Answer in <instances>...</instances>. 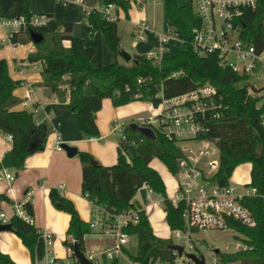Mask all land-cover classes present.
I'll return each instance as SVG.
<instances>
[{
    "label": "trees",
    "instance_id": "obj_1",
    "mask_svg": "<svg viewBox=\"0 0 264 264\" xmlns=\"http://www.w3.org/2000/svg\"><path fill=\"white\" fill-rule=\"evenodd\" d=\"M100 1L119 4L127 15L131 8L130 0ZM163 1L166 21L184 43L159 62L136 54L137 62L130 65L119 61L93 65L92 59L97 50L88 46L85 38L73 34V22L57 21L53 14H40L49 17L48 24L28 26L15 33L12 43L31 42L34 33L43 36L40 42L35 43L36 51L29 55V60L43 62L41 85L51 87L60 101L69 97L70 108L77 113L78 127L85 138L101 135L96 115L103 106L104 98L109 97L115 106H121L134 100H149L161 87L167 96H173L207 82L219 85L227 109L219 119L210 123L209 136L217 138L220 151V165L215 179L220 184H227L238 165L252 163L249 185L254 186L259 195L244 198V204L254 216V225L227 218L229 227L241 235L236 237L249 247L235 252L219 251L218 264H264V197L260 196L264 194V99L253 97L245 78V85H241L242 76L222 66L215 54L200 55L193 49V28L199 26L201 20L192 3L181 5L176 0ZM30 5L31 0H0V19L24 16L30 20L34 15ZM85 15L92 26V33H103L111 51L118 54L121 45L118 21H107L97 11ZM240 26L241 37L258 51H264V0H259L256 8L245 10ZM139 78H143L144 82H139ZM20 85L21 80L11 77L8 61L0 58V133L12 135L13 140L12 148L0 161V170L13 168L18 172L31 153L44 148L49 134L47 123H38L33 111L17 108L21 100L14 91ZM137 93H142V96L135 98ZM126 132L137 134L138 130L130 126ZM131 147L136 150L133 155L129 153ZM78 155L83 165V194L92 204L103 205L117 213L130 208L139 210V221L127 228L131 235L138 238L136 253L129 254L131 260L137 264H172L175 258L173 239L160 237L154 232L146 210L140 209L135 196L144 183L149 184L163 197L162 204L170 228H186L182 216L183 202L174 204L167 196L161 174L151 166L152 160L159 158L175 174L178 159L182 156L180 147L157 133L154 139L141 135L136 145L120 142L118 161L111 166L98 161L94 163L96 159L89 152L78 151ZM50 198L58 209L70 214L67 234L75 237L76 243L85 251L84 238L92 233L89 222L81 218L73 201L58 188H51ZM9 200L7 194L0 193V211L2 203ZM25 209L34 217L31 203L25 204ZM10 223L29 249L32 261L42 259L44 242L34 223L17 215L10 217ZM74 244L68 238L65 240L67 247L74 249ZM70 257L72 264H76L74 254ZM0 264H15L1 248ZM114 264H118V260L115 259Z\"/></svg>",
    "mask_w": 264,
    "mask_h": 264
},
{
    "label": "built area",
    "instance_id": "obj_2",
    "mask_svg": "<svg viewBox=\"0 0 264 264\" xmlns=\"http://www.w3.org/2000/svg\"><path fill=\"white\" fill-rule=\"evenodd\" d=\"M141 5L144 0H135ZM61 5L79 4L85 8L88 15L92 11L99 12L107 21L115 22L121 18V6L114 2H101L93 6L85 5V0H57ZM259 0H192L195 13L201 20V24L193 28V49L200 55L215 54L220 64L232 69L242 76L241 85H249L253 97L264 99V51L257 48L245 38L241 37L243 14L246 9H254ZM49 22L46 15H33L30 20L24 16L17 18L1 19V27L7 30L5 40L11 41L15 33L26 29L28 26H44ZM133 35L138 41H146L152 35L157 42V49L148 51L146 57L159 62L169 51L170 44L182 46L184 41L170 28L165 33H158L155 27L145 20H135ZM26 65V63H20ZM245 78V81H244ZM144 82L143 78L138 79ZM21 85L26 87V92L21 105L28 106L35 101V89L29 80H21ZM142 93H137L135 98H140ZM154 107V112L148 116L138 117L132 123L140 127H147L157 133L163 134L169 140L174 141L181 149L182 156L178 159V169L174 176L177 178V193L173 200L174 204L183 202L182 216L185 220V229H175L174 234L181 239L180 245L183 252L174 249L175 258L172 264H186L191 262L189 253L199 257L203 256L201 250L204 243L196 240L193 235L201 229H228L227 218H235L244 224L254 225L255 219L248 207L244 204L246 196H256L257 189L249 184L238 186L230 181L220 184L215 175L220 165V151L217 138L209 136L210 123L219 119L227 105L220 86L207 82L186 92L167 96L161 87L149 97ZM34 117L37 118L38 108H35ZM264 123V114H263ZM123 122H113V131L120 134V142H129L136 145L139 138H133L136 134L122 129ZM138 134L143 135L140 131ZM10 139L12 135L7 134ZM133 136V137H132ZM119 142V143H120ZM62 138L57 132L55 147L62 150ZM14 174L8 169L0 170V180H13ZM64 184L60 185V189ZM140 189L147 190V205L162 204L163 197L154 191L147 183ZM139 189V190H140ZM264 197L263 195H260ZM30 203L27 197L21 202L13 204L14 213L33 223L31 216L25 209V204ZM92 204V202H91ZM141 206V205H140ZM140 209H144L142 206ZM2 224L9 223L10 217L4 211L0 212ZM139 221V210L130 208L123 212H114L103 205L92 204V217L89 225L92 232L113 240L111 246L105 249L99 247L86 248L85 256L93 263L104 259L105 264H114V260L124 254L129 246L132 235L127 231L130 225ZM38 233L44 242V256L36 259L33 264H72L63 263L51 253L54 234L46 229H39ZM72 243L77 239L69 237ZM240 249H246L247 244L239 243ZM70 254L74 249L68 247ZM215 258V257H214ZM218 264L217 258H215ZM75 263L81 264L75 257Z\"/></svg>",
    "mask_w": 264,
    "mask_h": 264
},
{
    "label": "crops",
    "instance_id": "obj_3",
    "mask_svg": "<svg viewBox=\"0 0 264 264\" xmlns=\"http://www.w3.org/2000/svg\"><path fill=\"white\" fill-rule=\"evenodd\" d=\"M50 1L52 0H31V12L34 15L53 14L57 21L73 22V34L77 37L85 38L86 44L88 46L94 47L97 50L96 55L92 59L93 65H98L101 62L104 64L114 61L120 62L117 56L119 53L117 54L111 52L106 44H104L106 43L105 35L101 32L92 33V26L87 21L85 9L82 5L70 4L81 8L79 17H73L69 13H63L59 8L50 5ZM89 1L90 6H93L100 0ZM36 2L39 4H36ZM131 3L132 7L129 9L128 14L133 12L135 15L134 20H139V12L144 2L139 5L131 0ZM121 8L123 9V7ZM125 13L127 14L126 11ZM152 25L156 29L155 24ZM168 29L169 25H167V30ZM6 33L7 30L1 27L0 19V58H4L8 61L9 73L13 79H27L33 84L35 89V101L26 107H23L20 103L17 108H25L30 111H34L35 108H38L37 118L40 120V122L47 123L49 134L47 136V141L44 148L37 152L31 153L26 158L24 167L22 169L16 172L15 169L8 168L15 176L13 180H0V193L7 194L10 199L9 201H4L2 203L1 211H4L8 217H11L14 213L13 204L15 202H21L29 197L30 203L34 207V225L39 229H46L54 234L53 244L50 248L51 253L63 263H72L73 259L70 257L68 247L65 245V240L67 238L69 239L70 237L67 234V231L71 216L68 212L58 209L53 204L50 198V190L53 187L58 188L64 196L73 201L81 218L84 221L89 222L92 217V204L91 201H89V199H87V197L83 194V165L78 155V151L91 153L99 163L105 166L116 164L119 156L120 136L119 133L113 131V122L118 120L117 118L120 117L125 120L130 119L127 116L130 112L128 107L130 106L131 102L125 105L115 106L111 98H104L103 106L96 115V122L101 135L99 137L85 138L78 127L77 113L70 108L69 97H67L65 101H60L51 87L41 85V82L43 81L41 74L43 62H32L29 60V55L36 51L35 43L33 41L28 42L27 45L32 44L31 49H29L27 53H22L19 55L16 51L19 49V47L25 46L26 43L14 44L11 41L5 40L4 38ZM4 43H8V45H10L11 48L16 52V56L13 55L14 58L12 56V61L11 58L7 56ZM98 44L100 46L99 60L95 59L99 53L97 47ZM149 44L153 50L157 49V42L154 38L149 39ZM106 47L110 51V54L104 60L103 56L106 52ZM179 47L180 45L175 43L170 44L169 51L166 53V55L173 54ZM21 62L26 63V65H20ZM36 62L42 63L41 68L37 65H33ZM31 65H33L35 69L33 72L32 70L31 72L29 70ZM25 92L26 87H24V85H20L14 91L15 95L19 97L21 101L25 96ZM57 132L61 135L63 143H68L77 148V153L75 155L70 156L64 149L59 150L55 147ZM12 144L13 140L10 139L7 134L1 132L0 161L12 148ZM151 166L153 167L152 163ZM250 167L252 170V163H250ZM62 184H64V188L60 189V185ZM135 199L139 202L136 197ZM139 204L146 210V212L147 208L150 206L154 207L161 205L146 204V206H144L141 204V202H139ZM92 233L97 234L96 232ZM88 236L89 234L84 238L86 248ZM133 236L134 235H132V237ZM129 246H127L124 250V257H128L127 250L130 251ZM0 248L3 252L10 255L15 264H33L29 249L23 244L21 238L15 233V231H0Z\"/></svg>",
    "mask_w": 264,
    "mask_h": 264
},
{
    "label": "rangeland",
    "instance_id": "obj_4",
    "mask_svg": "<svg viewBox=\"0 0 264 264\" xmlns=\"http://www.w3.org/2000/svg\"><path fill=\"white\" fill-rule=\"evenodd\" d=\"M134 1L136 4L137 2ZM179 4H188L191 3L192 0H176ZM90 1L85 0V5L90 6ZM38 2H36L37 4ZM39 4V3H38ZM130 4L132 7V3L130 0ZM50 5L53 7L59 8L63 13H69L73 17H79L81 8L76 5H61L57 2V0L50 1ZM122 7V6H121ZM85 9V8H84ZM135 15L133 12H130V14L125 13L123 9H121V18L119 21V34L121 36V45L120 49L125 50L126 52L130 53L132 56H135L136 54L144 55L147 54L148 51L153 50L151 48V45L149 44V39L153 38L152 35L148 36V39L146 41H138L133 35V28H134V20ZM139 20H145L147 22H151L152 24H155L156 31L158 33H165L167 32V22L165 17V6L163 0H144L143 6L140 9L139 12ZM86 24V23H84ZM106 46L109 48L107 41ZM5 50L7 53V56L11 58V61L13 60L14 56H16V52L20 55L22 53H27L29 49H31L32 44L19 47V49L15 52L8 43H4ZM98 54L95 59H100V46L98 44ZM106 47V48H107ZM106 49V52L104 53L103 59L105 60L108 55L110 54L111 50L109 48ZM180 48V47H179ZM2 49V48H1ZM174 51V50H173ZM112 52V51H111ZM114 53V52H113ZM14 55V56H13ZM13 56V58H12ZM118 59L120 60V63L130 65L133 61H127L122 56L117 55ZM264 56V54H263ZM33 65H37L41 68L42 63L36 62ZM30 66V72L35 70L34 66ZM36 72V71H35ZM25 87V86H24ZM130 112L127 116L130 118L129 120H125L123 118H117V122H125L122 129H126L130 123H128L130 120H136L138 117L141 116H148L151 115L154 112V107L152 105V102L150 100H134L130 103V106L128 107ZM120 136V134H119ZM118 136V137H119ZM133 137V136H132ZM140 134L137 133L134 138H139ZM120 138V137H119ZM136 150L135 147H131L129 150V153L131 155L135 154ZM129 154V155H130ZM152 165L154 168H156L160 174L162 175V178L164 180V183L166 185V193L167 196L172 199L176 197L177 193V178L174 176V174L169 170L167 165L159 158H154L152 160ZM250 163H242L238 165L232 176L230 177V182L234 185H238L240 187L247 186L251 179H250ZM139 202H141L142 205L146 206L147 204V190L140 189L137 191L135 196ZM147 215L149 216V219L153 225L154 232L163 238H172L174 241V244H179L182 242L181 239H179L173 232V230L170 228L167 220H166V212H165V206L164 204L157 205V206H150L147 208ZM240 235L235 229L228 228V229H201L197 231L193 237L204 243V249L201 250V254L205 257L206 264H216L215 258L218 259L217 253L215 252L216 249H219L221 252H235L238 250H241L239 243L245 244L243 241H241L240 238H237L236 236ZM241 236V235H240ZM113 243V240L106 236L97 235L95 233L89 234L87 239V248L91 247H99V249H105L108 246H111ZM137 243L138 238L136 235H134L131 238L130 243V251L127 252L128 257H124L123 255H120L116 260H118V264H137L136 262L132 261L129 257V254H135L137 250ZM67 247V246H66ZM215 257V258H214ZM96 264H105L104 259L100 258L99 262ZM155 264H161L160 262H156ZM186 264H195L193 261L188 262ZM232 264H239L238 262L232 263Z\"/></svg>",
    "mask_w": 264,
    "mask_h": 264
},
{
    "label": "water",
    "instance_id": "obj_5",
    "mask_svg": "<svg viewBox=\"0 0 264 264\" xmlns=\"http://www.w3.org/2000/svg\"><path fill=\"white\" fill-rule=\"evenodd\" d=\"M33 42L34 43H38L43 39V36L41 34L38 33H34L33 34ZM119 55L122 56L125 60L130 61L132 60L133 62H137V59L135 56H132L130 53L126 52L125 50H119ZM51 90V89H50ZM52 91V90H51ZM131 127L136 128L138 131H140L144 136L148 137V138H156L155 133L153 132L152 129L147 128V127H140L135 123L131 124ZM62 148L67 151V153L70 156H73L77 153V148L75 146H72L68 143H62ZM94 163H97V160L94 161ZM5 230H10V231H14L12 224L9 223H4V224H0V231H5ZM173 249L178 250L179 253L183 252V246L179 245V244H174L172 245ZM220 250L216 249V253H218ZM74 256L76 257V259L81 263V264H93L84 254L83 250H81L80 246L78 243L74 244ZM188 256L191 258V260L195 263V264H206V260L204 256L199 257L198 255L194 254V253H189Z\"/></svg>",
    "mask_w": 264,
    "mask_h": 264
}]
</instances>
